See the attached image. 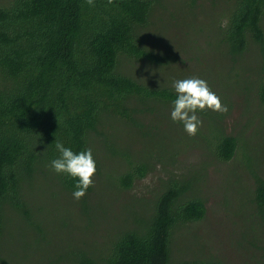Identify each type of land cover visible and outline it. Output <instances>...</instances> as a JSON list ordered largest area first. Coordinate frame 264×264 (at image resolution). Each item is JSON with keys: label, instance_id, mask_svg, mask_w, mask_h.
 I'll return each instance as SVG.
<instances>
[{"label": "trees", "instance_id": "16d2710c", "mask_svg": "<svg viewBox=\"0 0 264 264\" xmlns=\"http://www.w3.org/2000/svg\"><path fill=\"white\" fill-rule=\"evenodd\" d=\"M160 1L115 0L106 6V0H95L96 6L90 7L85 0H0V253L5 233L12 235L9 212L15 221L24 216L39 227L32 222L38 180L47 181L44 192L48 187L70 194L75 190L76 179L51 169V161L60 157L57 141L77 154L91 148L97 174L117 156L129 158L128 166L121 171L117 163L118 174L111 176L120 189L145 176L148 163L138 156L130 159L120 138L127 130L118 129L131 126L143 134L145 107L173 105L178 95L154 81H139L124 66L130 60L152 62L153 68L172 64L170 57L156 55L146 44L145 30ZM204 2L182 0L171 6L185 15ZM212 6L223 13L217 27L222 54L237 62L252 45L259 48L261 75L255 94L264 104V0H213ZM214 140L216 157L232 160L237 139L216 133ZM189 189L188 183L172 179L155 206L146 209L148 215L122 225L109 242L100 248L68 244L46 264H223L173 257L176 228L199 222L206 214L202 199L187 198ZM92 191L79 200L86 213ZM255 199L264 234L262 178ZM71 203L77 202L71 198Z\"/></svg>", "mask_w": 264, "mask_h": 264}, {"label": "rangeland", "instance_id": "374dc122", "mask_svg": "<svg viewBox=\"0 0 264 264\" xmlns=\"http://www.w3.org/2000/svg\"><path fill=\"white\" fill-rule=\"evenodd\" d=\"M164 1L170 2L167 8ZM181 1L161 0L145 30L148 47L156 55L170 57L172 64L153 68L152 62L130 60L124 66L139 81H154L174 91L177 80L201 78L228 107V113H198L203 126L193 138L182 123L171 119L172 104L156 102L145 107L143 134L131 126L118 129L127 130L120 138L130 159L138 156L148 163L145 176L130 188L120 189L111 176L118 174L117 163L122 164V171L129 158L117 156L96 175L88 213L72 194L58 187L44 192L48 183L38 180L32 222L39 227L31 226L24 216L15 221L9 212L7 227L12 235L5 233L0 264H46L68 244L100 248L122 225L146 217V209L155 206L172 179L188 183L187 198L202 199L206 206L201 221L176 228L172 246L176 261L200 258L223 264H264L263 223L255 202L257 180L264 179V104L255 94V81L261 75L259 48L252 45L232 62L221 52L217 27L223 13L213 8V0L179 15L171 3ZM216 133L237 139L232 160H220L213 152Z\"/></svg>", "mask_w": 264, "mask_h": 264}, {"label": "clouds", "instance_id": "9594fccd", "mask_svg": "<svg viewBox=\"0 0 264 264\" xmlns=\"http://www.w3.org/2000/svg\"><path fill=\"white\" fill-rule=\"evenodd\" d=\"M85 2L90 7L96 6L95 0H85ZM114 4L115 0H106V6ZM221 26L223 27L224 24L222 23ZM173 87L178 95L173 101L171 119L173 122L182 123L184 131L190 137L194 138L203 126L198 113L212 111L226 115L229 111L220 97L201 78L177 80ZM55 147L60 157L51 161V169L57 174H67L78 181L72 195L75 200L79 201L87 195L90 188L95 186L97 166L92 149L88 148L77 154L66 148L60 141L56 142Z\"/></svg>", "mask_w": 264, "mask_h": 264}]
</instances>
